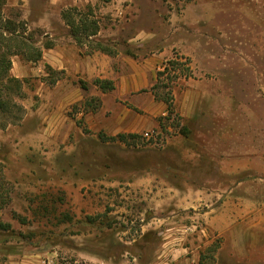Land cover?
<instances>
[{
	"label": "rangeland",
	"instance_id": "1",
	"mask_svg": "<svg viewBox=\"0 0 264 264\" xmlns=\"http://www.w3.org/2000/svg\"><path fill=\"white\" fill-rule=\"evenodd\" d=\"M0 2L36 47L78 8L127 74L155 53L167 56L157 72L176 62L170 87H156L171 88L170 113L149 71L121 99L90 82L58 108L62 72L13 56L30 72L14 93L24 111L0 114V264H264V0ZM118 100L119 133L139 138L104 142ZM46 114L66 122L49 136Z\"/></svg>",
	"mask_w": 264,
	"mask_h": 264
},
{
	"label": "crops",
	"instance_id": "2",
	"mask_svg": "<svg viewBox=\"0 0 264 264\" xmlns=\"http://www.w3.org/2000/svg\"><path fill=\"white\" fill-rule=\"evenodd\" d=\"M24 1L23 7L27 10H30V0H21ZM53 1V0H51ZM20 0H8V5L15 6L18 5ZM47 5V3L45 2ZM27 17V16H26ZM28 19V18H27ZM40 26L47 27V31L54 33L56 31V26L46 24L44 17L37 18ZM61 27L66 28V33H59L54 38V43L51 47L42 48L43 54L42 58L39 61L40 67L42 68L46 65L50 66L53 70H58L62 72V76L57 79L56 85L57 88L62 90V94L59 97V102L57 104L58 108L64 106L71 102H75L84 98V88L80 84V80H83L87 83V88H90V82L92 83L94 79H109L113 80L115 88L111 91L118 93V97L123 98L126 93L130 91L131 88H138L140 84L145 83L144 72L149 71L152 73L151 85L157 82L158 72L162 63L166 60L164 52L155 53L153 57L145 59L142 63H136L131 65V74H127V70L122 63L121 53L116 55H110L99 50H94L92 52L85 51L83 47L79 46L75 38L69 33V26L66 24L65 20L61 19ZM63 29V28H62ZM93 39V36L89 38ZM87 47V46H86ZM20 60V58H19ZM18 62L20 63V61ZM18 67H12V75L23 78L30 72V69L27 65L20 63ZM41 70V68H39ZM78 81L79 84L76 83ZM146 81L147 78H146ZM94 85V84H93ZM95 87H97L95 85ZM71 88V89H70ZM99 88V87H98ZM144 88V87H143ZM152 88V87H151ZM101 90V89H100ZM102 91V90H101ZM103 93H107L102 91ZM190 114L194 115L196 109V103L190 102ZM115 109H113L112 116L115 118L116 124L114 127L115 133L121 132L123 130V121L126 119V111L122 108V102L120 100L115 101ZM193 112V113H192ZM45 122L47 124L46 132L49 136L53 133V130L56 127H61L64 125V119H55L58 118L54 114L44 115ZM145 126L140 127L141 129ZM136 131L133 126L131 128H126L125 131L132 130ZM28 264V261L24 258L18 260L13 264Z\"/></svg>",
	"mask_w": 264,
	"mask_h": 264
},
{
	"label": "trees",
	"instance_id": "3",
	"mask_svg": "<svg viewBox=\"0 0 264 264\" xmlns=\"http://www.w3.org/2000/svg\"><path fill=\"white\" fill-rule=\"evenodd\" d=\"M5 2H0V114L9 115L17 114L16 112H23L24 108L14 101V93L21 92L22 81L11 74L13 65V56L20 55L28 62H37L42 58V48L36 47L33 43V35L25 33L26 25L24 21L16 22L3 15V6ZM75 13L80 15V19L77 22L75 18ZM20 14H18L19 16ZM89 15L84 14L78 8H72V10H66L63 13V18L66 24L70 28L71 35L75 38L79 46L83 47L86 44L85 40H88L91 36H97L99 32L98 22L95 20H89ZM24 30V31H22ZM92 50H99L110 55H116L117 52L111 49L108 45L106 46L103 42L98 40H92L90 42ZM52 44H47L45 47H51ZM175 63L173 60H169L164 65L162 70L158 71V79L156 84L151 88L156 98L164 101L168 110L174 112V98L169 88L165 95L160 96L156 91V87L159 85L167 86L165 80L168 82V87H170V82L173 81L176 76L174 74L170 75V71L175 69ZM172 66V67H171ZM48 69L52 70L50 66ZM80 84L84 89H87V83L80 80ZM93 84L99 87L104 92L111 91L115 88L113 80L96 78L93 80ZM81 121L78 122L81 125ZM184 134L187 133V129L183 128ZM99 138L104 141H120L128 143L133 139L139 138L136 133H119L117 135H107L104 132H99ZM84 264V263H82Z\"/></svg>",
	"mask_w": 264,
	"mask_h": 264
},
{
	"label": "built area",
	"instance_id": "4",
	"mask_svg": "<svg viewBox=\"0 0 264 264\" xmlns=\"http://www.w3.org/2000/svg\"><path fill=\"white\" fill-rule=\"evenodd\" d=\"M145 135H146V136H150V134H149V133H146Z\"/></svg>",
	"mask_w": 264,
	"mask_h": 264
}]
</instances>
